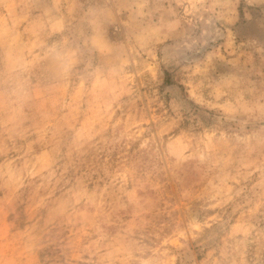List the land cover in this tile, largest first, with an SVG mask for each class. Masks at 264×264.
<instances>
[{"label": "rangeland", "instance_id": "rangeland-1", "mask_svg": "<svg viewBox=\"0 0 264 264\" xmlns=\"http://www.w3.org/2000/svg\"><path fill=\"white\" fill-rule=\"evenodd\" d=\"M0 264H264V0H0Z\"/></svg>", "mask_w": 264, "mask_h": 264}]
</instances>
